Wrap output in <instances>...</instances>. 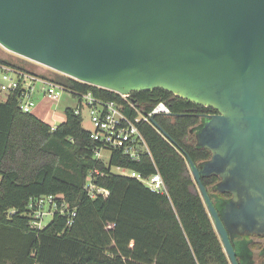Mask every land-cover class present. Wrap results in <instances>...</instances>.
<instances>
[{"label": "water", "instance_id": "95a60500", "mask_svg": "<svg viewBox=\"0 0 264 264\" xmlns=\"http://www.w3.org/2000/svg\"><path fill=\"white\" fill-rule=\"evenodd\" d=\"M0 47L111 92L214 109L192 131L211 157L185 156L190 174L230 264L237 239L264 237V0H0ZM212 176L229 199L210 196Z\"/></svg>", "mask_w": 264, "mask_h": 264}, {"label": "trees", "instance_id": "16d2710c", "mask_svg": "<svg viewBox=\"0 0 264 264\" xmlns=\"http://www.w3.org/2000/svg\"><path fill=\"white\" fill-rule=\"evenodd\" d=\"M16 57V62L0 58V65L36 72L32 62ZM53 79L77 90L91 89L105 99L116 95L60 74ZM131 96L147 112L158 102L168 106L171 115L154 119L173 144L144 123L139 128L150 156L132 161L111 150L108 164L94 157L97 145L72 109L67 108L65 121L51 130L20 111L18 93L0 100V264H230L185 157L196 165L210 159L209 150L196 146L192 131L202 115L216 111L160 89ZM112 167L145 177L158 173L166 193L113 174ZM95 169L101 175L94 174L92 183L108 190L106 198L91 199L86 190L87 177ZM218 180L201 179L212 198L229 199L214 189ZM48 195H62L75 210L71 225L66 214L57 213L41 229L30 225L29 203ZM254 238L264 239L246 236L237 244L258 249L251 264H264V242Z\"/></svg>", "mask_w": 264, "mask_h": 264}, {"label": "built area", "instance_id": "2783aa9c", "mask_svg": "<svg viewBox=\"0 0 264 264\" xmlns=\"http://www.w3.org/2000/svg\"><path fill=\"white\" fill-rule=\"evenodd\" d=\"M33 64L36 66V72L33 73L0 65V95L3 94L4 99L11 93H18L20 111L31 114L36 106L33 96L37 88L41 89L43 100L55 104L59 102L62 94L66 92L78 100L77 107L72 109L75 115L80 116L84 107L88 110L92 125V130L89 131V138L97 145L94 150V157L97 160L102 159L103 150L109 152L111 150H119L123 156L132 161H139L144 155L150 156L148 146L139 126L144 123L151 125L150 117L153 115H169L170 110L164 102H158L149 112L146 111V115H144L140 108L133 104L132 99L134 98L131 95H122L114 92L116 94L115 98L105 99L95 95L91 89L82 91L56 82L53 79V75H62L61 73L36 63ZM50 126L51 130L56 127V125ZM124 170L127 173L123 176L139 181L151 192L166 193L164 182L158 173L145 177L128 169ZM94 174L101 175L96 169L88 175L86 185L88 195L91 199L97 197L106 198L109 195L108 190L96 187L92 183ZM45 202L49 206L48 212L42 210ZM28 210L32 217L30 225L37 229L42 228V220L47 215L53 216L55 213L66 214L68 216V226L73 223V218L76 215L75 210L70 209L63 201L62 195H48L32 200L28 205Z\"/></svg>", "mask_w": 264, "mask_h": 264}, {"label": "rangeland", "instance_id": "374dc122", "mask_svg": "<svg viewBox=\"0 0 264 264\" xmlns=\"http://www.w3.org/2000/svg\"><path fill=\"white\" fill-rule=\"evenodd\" d=\"M0 58L6 59V60H10L12 62H16L17 61V57L15 55L5 51L1 47H0ZM38 99H41V100H38ZM0 100H4V95L3 94L0 95ZM40 101L43 102V97H41V98L37 97V99L35 100L36 105L40 104ZM59 101H61V105L60 106H56L55 103H47V108L50 107L49 109L53 110V111H64V109L66 107L74 109L78 105V100L76 98L71 97L66 92L62 94V96L60 97ZM44 105H46V103H44ZM80 117H81L82 128L84 130H87L88 132L91 131L92 130V125L90 123L89 113H88V110H87L86 107H84L82 109ZM109 158H110V152L107 151V150H103L102 151V159H101V161H103V163H105V164H108ZM111 172L113 174H117V175H121V176H123L124 174L127 173L126 170L118 168V167H112L111 168ZM42 210L44 212H48L49 211V206H48V204L46 202L43 205ZM51 220H52V215H47L46 217H44V219L42 220V227L46 226ZM253 241L263 243L264 239L254 238ZM235 243H236V249L238 250V257L240 258L241 264H251L252 260H256L257 259L258 252H259L258 249H253L252 251L250 249H248L247 247H245L243 249V247L241 248V247L238 246L237 240H236Z\"/></svg>", "mask_w": 264, "mask_h": 264}, {"label": "crops", "instance_id": "0c3cea01", "mask_svg": "<svg viewBox=\"0 0 264 264\" xmlns=\"http://www.w3.org/2000/svg\"><path fill=\"white\" fill-rule=\"evenodd\" d=\"M37 97L38 98L42 97V92L40 88H37V91L33 96L35 100L37 99ZM44 103H46V105H44ZM47 103L48 102H46L45 100H43V102L40 101V104H37L35 106L31 114L49 125H58L60 123H63L65 121V111L68 107H66L64 111H53L49 109L50 107L47 108ZM60 105H61V101H59L56 104V106H60Z\"/></svg>", "mask_w": 264, "mask_h": 264}, {"label": "flooded vegetation", "instance_id": "af4514ba", "mask_svg": "<svg viewBox=\"0 0 264 264\" xmlns=\"http://www.w3.org/2000/svg\"><path fill=\"white\" fill-rule=\"evenodd\" d=\"M194 134V133H193ZM222 198V197H221ZM223 199V198H222ZM244 237H241V238H239V239H237V242H238V244L241 242V240L243 239ZM240 245V244H239Z\"/></svg>", "mask_w": 264, "mask_h": 264}]
</instances>
